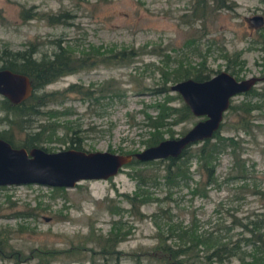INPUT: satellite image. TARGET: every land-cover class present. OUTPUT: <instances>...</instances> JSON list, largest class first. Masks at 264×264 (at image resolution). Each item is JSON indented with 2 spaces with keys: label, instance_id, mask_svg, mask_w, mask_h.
Here are the masks:
<instances>
[{
  "label": "rangeland",
  "instance_id": "374dc122",
  "mask_svg": "<svg viewBox=\"0 0 264 264\" xmlns=\"http://www.w3.org/2000/svg\"><path fill=\"white\" fill-rule=\"evenodd\" d=\"M192 1L0 0V49H18L32 42L37 50L49 53L52 41L59 39L70 45L72 55L96 48L103 53L116 49L134 53L124 66L112 59L99 61L97 56L93 64H80L43 86L41 91H60L76 84L92 93L82 98L78 93L62 92L47 102L43 110L53 109L56 114L46 119L52 129L44 131L38 144L56 151L77 143L80 150L117 154L147 147L145 140L152 128L145 124L144 113L153 116L151 105L162 98L151 90L160 85L162 73L177 65L196 67L211 76L228 71L231 63L226 57L235 56V62H241V67L234 66L239 68L236 78L254 76L253 94L263 89L264 0H227L229 7L215 10L208 6L203 18L195 21L186 17ZM23 9L36 14L23 20L19 16ZM59 13L67 14L63 22H47L48 15ZM254 15L261 16L259 25L248 21ZM109 79L119 87L121 96L108 97L98 91ZM175 94L168 90L173 106L182 102ZM253 94H236L229 100L233 104L250 100L262 108L245 116L250 120L245 130L235 128L237 116L224 111L218 132L233 137L234 153L239 157L233 161L229 147L221 150L214 161V181L204 187L203 196L190 192L199 179L193 158L186 185L183 181L169 185L159 179L147 187L157 201L140 205L142 216L129 213L119 195L135 188V180L127 175L139 167L135 164L123 165L106 179L80 180L70 188L56 190L31 183L0 187V233L11 249L19 251L16 257L0 258V264H161L146 256L156 243V234L164 232L170 222L183 227L190 219L200 233L219 229L226 236L222 239H233L240 228L230 226L226 231L220 224L228 225L229 214L244 221L264 213V99ZM42 117L29 130L39 131L35 124L43 122ZM203 117L191 115L171 125L172 136L182 135ZM5 128L0 122V131ZM12 132L13 142L20 145L23 135ZM162 136L169 138L166 133ZM157 166L161 169L162 164ZM242 168L244 177L234 176ZM116 207H121L119 214L111 215ZM29 213L32 215L23 216ZM118 216L120 231L126 234L115 249L125 254L115 260L98 254L94 238L103 236L110 220ZM222 264H236V259Z\"/></svg>",
  "mask_w": 264,
  "mask_h": 264
},
{
  "label": "trees",
  "instance_id": "16d2710c",
  "mask_svg": "<svg viewBox=\"0 0 264 264\" xmlns=\"http://www.w3.org/2000/svg\"><path fill=\"white\" fill-rule=\"evenodd\" d=\"M226 1L193 0L186 17H190L192 21L201 20L206 14V7H213L212 9L215 10L229 7ZM35 14L34 11L31 12L28 9H23L19 12V16L23 20L32 18ZM66 15V13L48 15L46 19L48 23L53 24L63 22ZM52 42L51 46H53V49L49 53L37 50L35 44L32 42H27L23 47L18 49L7 47L0 49V69H8L24 74L27 76L31 87L30 93L16 104L11 103L4 97H0V111L2 112L0 122L6 125V128L0 131V139H3L12 147H23L24 149L39 147L46 150L38 143L43 139L44 131L52 129L51 123L46 119L56 114V110L53 109L43 110L46 103L55 100L56 96H59L62 92L78 93L82 98L88 97L89 93H92L87 88L76 84H70L60 91H41L43 86L54 81L59 76L73 71L74 67L80 64H93L97 56L99 57V61L112 59L119 65L124 66L130 62L134 55L132 50L116 49L107 50L103 53V51H98L97 48L94 50H81L79 55H72V48L67 42L62 43L59 39ZM226 60L231 63V68L226 72L235 79H238L236 77L239 68L234 69V66L238 64L241 67V62L236 63L235 56L232 59L231 57H226ZM199 65L203 68L201 61ZM262 66L264 68V60L262 61ZM180 67L177 65L169 73H162L160 85L151 90L153 94L161 95L162 98L153 101L151 105L155 110L153 116L144 113L145 124L152 128L148 138L145 140L146 146L154 145L163 139L162 133H166L169 138H173L170 126L186 120L192 115L183 102H180L177 106L170 104L172 97L168 96V85L166 83L168 81L173 83L185 78L203 80L209 77L208 73H203L199 68L181 67V69ZM252 87L239 94L251 92L253 94ZM261 88L263 89L255 92L253 95L256 99L263 101L264 86ZM98 91L106 93L105 96L108 97L121 96L119 87L115 86L111 79L105 81ZM175 96L176 98L180 97L177 93ZM93 98L95 99V97ZM261 108V105L248 100L235 104L230 102L226 110L237 116L233 124L234 127L245 130L250 123V120L245 116L249 115L252 110H261ZM43 115L45 117L42 118L45 120L41 119L43 122L35 124L39 131L32 132V130H29L33 121H36L39 116ZM220 126L221 121L210 138L195 141L185 146L175 157L146 161H138L132 158L128 163L124 164L126 166L131 164L139 165V167L130 169L129 173L127 172V175L135 180L133 191L131 193L119 194L128 205L127 211L131 214L142 216L138 211L140 205L150 201H157V197L151 196L147 187L157 184L159 179L169 185L179 183L180 181H183L182 183L186 185L191 176V172L188 169L191 158L196 162L195 171L199 172V179L190 188V192L201 193L203 196L202 191L204 187L214 181V161L221 150L229 147L233 161L238 160L239 157L238 154L234 153L235 140L232 136L220 135L218 132ZM161 128L162 130H160ZM13 130L23 135L20 145L14 143L12 140ZM195 143L200 144L192 150L189 149ZM69 147L80 149L77 143ZM157 164H162L161 169H159ZM234 176L244 177V169L242 168ZM53 188L56 190L62 189V187ZM105 200L109 201V199ZM116 208L118 210L110 211L111 215L119 214L121 207ZM30 215L32 213L23 216L28 217ZM229 216L231 220L228 225L220 224L226 228V231L230 226H238L240 228L233 239H231V236H228L227 239H222L226 236L220 233L219 229L200 233L197 231L196 224L192 219L183 227L179 222H170L164 232L156 234V243L146 256L161 264H222L231 259H236V264H264V213L255 214L251 218L245 217L244 221L236 218L232 213ZM120 227L121 219L118 216L116 219L110 220V226L103 236L97 235L94 238L99 255L113 256L116 260L119 259V255L125 254V252L120 253L115 249L116 244L123 240L126 234L124 231H120ZM3 234L0 233V258L16 257L19 251L9 247ZM43 255H46V253H43ZM134 256L136 255L134 254ZM37 264H40V262Z\"/></svg>",
  "mask_w": 264,
  "mask_h": 264
},
{
  "label": "water",
  "instance_id": "95a60500",
  "mask_svg": "<svg viewBox=\"0 0 264 264\" xmlns=\"http://www.w3.org/2000/svg\"><path fill=\"white\" fill-rule=\"evenodd\" d=\"M259 25L261 16L248 18ZM250 76L235 79L226 71H218L203 80L185 78L168 85L176 92L193 116H204L197 120L182 135L163 138L156 144L144 147L131 154L109 151H85L59 149L46 151L39 147L24 149L12 147L0 139V186L39 184L48 187H73L80 180L106 179L113 176L131 158L138 161L175 157L187 145L210 138L218 128L229 99L247 91L256 81ZM27 76L8 69H0V97L18 103L30 93Z\"/></svg>",
  "mask_w": 264,
  "mask_h": 264
},
{
  "label": "flooded vegetation",
  "instance_id": "af4514ba",
  "mask_svg": "<svg viewBox=\"0 0 264 264\" xmlns=\"http://www.w3.org/2000/svg\"><path fill=\"white\" fill-rule=\"evenodd\" d=\"M0 187H2V186H0Z\"/></svg>",
  "mask_w": 264,
  "mask_h": 264
}]
</instances>
